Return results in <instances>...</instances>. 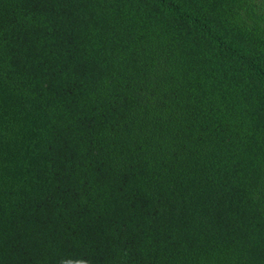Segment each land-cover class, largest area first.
Here are the masks:
<instances>
[{
    "label": "trees",
    "instance_id": "1",
    "mask_svg": "<svg viewBox=\"0 0 264 264\" xmlns=\"http://www.w3.org/2000/svg\"><path fill=\"white\" fill-rule=\"evenodd\" d=\"M0 264H264V0H0Z\"/></svg>",
    "mask_w": 264,
    "mask_h": 264
}]
</instances>
